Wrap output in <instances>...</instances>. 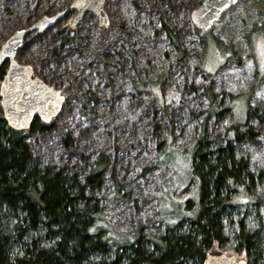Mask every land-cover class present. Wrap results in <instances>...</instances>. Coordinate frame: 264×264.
<instances>
[{"label":"rangeland","instance_id":"1","mask_svg":"<svg viewBox=\"0 0 264 264\" xmlns=\"http://www.w3.org/2000/svg\"><path fill=\"white\" fill-rule=\"evenodd\" d=\"M71 1L0 0V45ZM202 1L105 0L107 26L88 12L71 28L74 11L26 35L16 61L31 65L65 101L51 128L25 141L43 164L66 165L81 181L105 154L110 165L87 194L116 230L141 225L154 235L198 200L195 143L231 145L251 174L240 184L246 204L241 214L226 209L224 239L207 252L264 264V121L255 114H264V0H238L211 28L197 29L191 12ZM67 133L75 147L63 144ZM113 176L130 190L107 200ZM241 225L258 254L234 250Z\"/></svg>","mask_w":264,"mask_h":264},{"label":"trees","instance_id":"2","mask_svg":"<svg viewBox=\"0 0 264 264\" xmlns=\"http://www.w3.org/2000/svg\"><path fill=\"white\" fill-rule=\"evenodd\" d=\"M6 67V62L0 67V82ZM248 99L246 94L245 104ZM255 114L264 121V114ZM53 120L34 117L27 129H14L0 105V264H205L207 250L224 239L226 209L244 212L246 203L241 197L247 188L240 184L251 181L246 163L235 157L231 145L216 141L209 149L197 142L190 167L199 187L193 207L189 201L160 235L143 232L141 225L116 230L104 216L105 207L87 194L88 188L100 185L110 165L105 154L96 155L84 181L68 172L66 165H45L32 155L26 136L48 131ZM63 144L75 147L68 133ZM113 183L107 200L123 196L121 190L129 193V186L115 176ZM239 229L234 250L248 257L258 254L254 236L242 225Z\"/></svg>","mask_w":264,"mask_h":264},{"label":"water","instance_id":"3","mask_svg":"<svg viewBox=\"0 0 264 264\" xmlns=\"http://www.w3.org/2000/svg\"><path fill=\"white\" fill-rule=\"evenodd\" d=\"M104 2L105 0H72L68 6L54 14L44 15L32 25L14 30L0 45V67L4 62L7 65L0 82V105L4 119L10 127L27 129L34 117L49 122L59 115L65 101L61 90L35 76L31 65L16 61V53L23 46L26 35L33 31L41 33L67 13L74 11L76 15L70 23L71 28L88 12L96 15L100 25L107 26ZM237 2L238 0H203L192 10L191 20L197 28H210L215 20ZM21 124L23 127H20ZM205 264H246V261L236 259L234 255L220 253L208 254Z\"/></svg>","mask_w":264,"mask_h":264},{"label":"snow or ice","instance_id":"4","mask_svg":"<svg viewBox=\"0 0 264 264\" xmlns=\"http://www.w3.org/2000/svg\"><path fill=\"white\" fill-rule=\"evenodd\" d=\"M226 6H227V5H225V7H226ZM209 70H211V69H209ZM54 95H59V94H55V93H54ZM61 98H62V97H61ZM20 127H23V124H21Z\"/></svg>","mask_w":264,"mask_h":264}]
</instances>
